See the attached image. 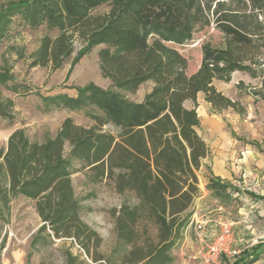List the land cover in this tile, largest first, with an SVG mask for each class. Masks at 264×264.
I'll use <instances>...</instances> for the list:
<instances>
[{
	"label": "trees",
	"instance_id": "1",
	"mask_svg": "<svg viewBox=\"0 0 264 264\" xmlns=\"http://www.w3.org/2000/svg\"><path fill=\"white\" fill-rule=\"evenodd\" d=\"M106 2L107 14L93 13ZM16 16L30 27L44 23L57 32L42 38L30 67L59 69L74 41L84 45L79 57L103 46L98 68L111 88L88 84L76 88L74 96H41L43 111H85L93 125L65 118L42 144L14 130L0 149V194L5 189L9 196L33 201L39 233L70 240L92 262L104 261L98 252L102 240L81 220L73 192V164L78 163L80 170L112 180L118 194L132 192L138 201L112 211L116 240L129 248L120 263L173 264L199 193L197 173L208 155L196 132L197 96L216 113L238 112L239 104L213 82L227 84L241 72L261 77L264 101V0H18L0 12V35ZM204 28L218 32L221 41L203 44L199 65L189 73L188 60L173 46L187 44ZM8 79L0 74V82ZM146 82L152 88L140 103L117 93L133 94ZM12 108L11 100L0 103V118L11 123ZM108 124L118 130L116 136L103 131ZM205 189L221 204L239 192L212 175ZM257 248L243 251L232 264L255 263Z\"/></svg>",
	"mask_w": 264,
	"mask_h": 264
},
{
	"label": "rangeland",
	"instance_id": "2",
	"mask_svg": "<svg viewBox=\"0 0 264 264\" xmlns=\"http://www.w3.org/2000/svg\"><path fill=\"white\" fill-rule=\"evenodd\" d=\"M17 1L0 0V12ZM108 11L109 2H106L93 13L105 15ZM11 20L7 30L0 35V74L9 77L4 83L0 82V103L7 99L13 102V120L10 123L0 118V149L6 148L8 137L16 129H22L29 142L42 144L56 135L65 118H71L79 126H92L93 122L86 117L85 111H43L40 98L57 94L74 96L76 88L88 84L110 89V82L101 76L98 68L97 53L103 46L93 47L79 57L84 45L74 41L70 55L59 69L32 68L30 63L42 38H53L57 32L48 29L44 23L30 27L17 16ZM220 41L218 32L204 28L196 30L187 44L173 47L186 57L188 72L192 73L200 62V47L205 43L217 45ZM213 84L226 97L236 101L240 109L238 112L228 109L216 113L204 102L201 94L197 96L196 112L200 124L196 132L209 150L197 173V215L200 220L209 218L212 221L206 229L207 234L217 230V224L227 223L232 231L233 248L246 251V248L250 250L252 246H258L257 253H261L253 264H264V101L259 94L261 77L251 78L237 72L229 83L214 81ZM12 86L15 89L11 90ZM151 88L152 84L146 82L133 94L117 93L127 101L140 103ZM186 107L190 108L191 103L187 102ZM103 131L114 136L118 134L110 124L105 125ZM79 168L78 163L73 164V192L81 206V220L102 240L98 252L104 261L92 262L70 240H55L48 237V232L39 233L42 224L34 202L21 196H9L2 189L0 264H121L120 258L129 248L116 240L112 211L123 204L137 205L138 201L132 192L118 194L112 180L95 179L91 171ZM212 174L239 190L232 193L229 203L213 201L205 190L206 180ZM149 230L153 233L151 228ZM195 233L192 224L187 237L192 242L190 251L193 255L187 258L185 249L179 251L182 240L173 253V264H199L200 244Z\"/></svg>",
	"mask_w": 264,
	"mask_h": 264
},
{
	"label": "built area",
	"instance_id": "3",
	"mask_svg": "<svg viewBox=\"0 0 264 264\" xmlns=\"http://www.w3.org/2000/svg\"><path fill=\"white\" fill-rule=\"evenodd\" d=\"M209 223L211 222L202 220L194 225L200 244L199 264H226L240 253L233 248L231 228L227 223H219L217 230L207 234Z\"/></svg>",
	"mask_w": 264,
	"mask_h": 264
},
{
	"label": "crops",
	"instance_id": "4",
	"mask_svg": "<svg viewBox=\"0 0 264 264\" xmlns=\"http://www.w3.org/2000/svg\"><path fill=\"white\" fill-rule=\"evenodd\" d=\"M235 73H237V72H235ZM234 74V73H233ZM232 74V75H233ZM200 123V122H199ZM206 145V144H205ZM207 147V146H206ZM208 149V148H207ZM208 153H209V150H208ZM208 156V155H207ZM207 158V157H206ZM205 158V159H206ZM205 159L204 160H202V167H203V163H204V161H205ZM201 167V168H202ZM212 176H214L213 174H212ZM214 177H218V176H214ZM219 178V177H218ZM205 188V187H204ZM206 190V189H205ZM207 191V190H206ZM208 192V191H207ZM209 193V192H208ZM196 200V199H195ZM213 201H217V200H214L213 199ZM195 201H194V203H193V205H192V217H191V221H190V223H189V225L187 226V228H186V230H185V232H184V237H183V243H182V246H181V248L179 249V251H184V249H185V252H186V254L188 255L187 256V258H189V257H191L193 254L191 253V251L190 250H192L191 249V247H192V242H191V240H189L188 239V233H190V228H191V226H192V224H194L195 225V223L196 222H200V221H202V220H207V221H209V222H211L212 223V221L209 219V218H205V219H199L198 218V215H197V211H196V209H197V205H195ZM211 223H209L208 225H207V230H208V227H210L211 225ZM196 234V233H195ZM190 247V249H188ZM252 247H254V246H252ZM251 247V248H252ZM250 248V249H251ZM240 251V253H239V255H237L235 258H233V259H231V260H229L226 264H232L235 260H237L238 258H239V256H240V254L244 251V249H242V250H239ZM246 251H248V249L246 248Z\"/></svg>",
	"mask_w": 264,
	"mask_h": 264
}]
</instances>
